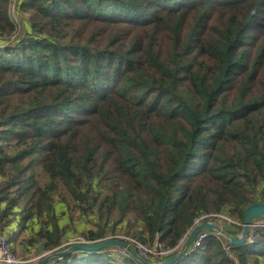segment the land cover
I'll return each instance as SVG.
<instances>
[{
	"label": "trees",
	"instance_id": "obj_1",
	"mask_svg": "<svg viewBox=\"0 0 264 264\" xmlns=\"http://www.w3.org/2000/svg\"><path fill=\"white\" fill-rule=\"evenodd\" d=\"M17 9L29 29L0 46V227L16 252L67 248L75 210L89 240L175 247L202 214L243 222L264 202V0ZM18 30L0 0V34ZM110 248L53 260L141 264ZM170 264H264V228L241 245L209 235Z\"/></svg>",
	"mask_w": 264,
	"mask_h": 264
},
{
	"label": "built area",
	"instance_id": "obj_2",
	"mask_svg": "<svg viewBox=\"0 0 264 264\" xmlns=\"http://www.w3.org/2000/svg\"><path fill=\"white\" fill-rule=\"evenodd\" d=\"M10 2H11V5H12V3H14L15 5L17 4V0H10ZM11 5H10V7H11ZM13 8L15 9L14 6H13ZM16 35H17V33L9 34V35H1L0 34V40H1L0 46H5L7 44H15L14 42L16 41ZM204 220L219 224L223 228H224V224H228V225L234 224V225H241L242 226V222H240L239 220H237L233 217H230V215H228L225 212L204 213L201 216L196 218L195 223H198V222H201ZM263 228H264V216L252 218L250 221V231H249L248 236H247L248 242H253L256 238L257 232ZM209 235H215L220 240H222V239L228 240L222 234H220L217 230L203 229L196 234V236L191 241V244L189 245V247H187V249L184 251V254H187L190 251L201 246L203 240L206 237H208ZM108 237L119 238V239L126 241L130 245H133L136 248L137 252L142 257H144L145 259H147L149 261H153V262H160V261L164 260L165 258L169 257L170 255H172V253H174V252L177 253L179 248H180V244L183 240L182 239L180 241V243L175 247H168L164 243H162L158 237H156V239L154 240V242L152 244H148V243H146V242H144V241H142L136 237H133V236L127 235V234L126 235H117L116 234V235H110ZM108 237H106V238H108ZM75 242L90 243V242H96V241L89 240L84 236H80L74 240H70L67 243L64 242L65 244H63V246H65L67 244H71V243L73 244ZM56 251H58V250H48V251H45L38 256H30V257L28 256V254L27 255H20V254H18V252H16L14 250V247H13L12 243L9 241V238L4 234V231L0 227V263H5V264H35V263H38V261L42 257H47L48 255H50ZM109 253L112 254L113 256L131 257V253L129 252V250L126 247H122V246L111 247L109 249ZM54 258H56V257H52L50 260L46 261L45 264H55V260H53ZM57 258L59 259L60 256H58Z\"/></svg>",
	"mask_w": 264,
	"mask_h": 264
},
{
	"label": "water",
	"instance_id": "obj_3",
	"mask_svg": "<svg viewBox=\"0 0 264 264\" xmlns=\"http://www.w3.org/2000/svg\"><path fill=\"white\" fill-rule=\"evenodd\" d=\"M260 216H264V202L256 201L248 205V207L246 208L244 218H243L242 229L240 233L236 235L230 233L225 228H223L222 226L214 222L204 220V221L195 223L191 227V229L188 231V233L185 235V237L183 238L178 252L176 254H173L165 258L164 260L160 262H153V261H149L145 259L137 252L136 248L133 245H130L129 243H127L126 241L122 239L108 237L100 241L90 242V243L75 242L65 249L56 251L48 255L43 260L35 264H45V262L52 257L62 256L72 251H77V250L79 251H99L103 248L114 247V246L126 247L131 253V257L141 262V264H170L178 260L184 254V251L187 249L188 245L191 243V241L196 236V234L203 229L217 230L220 234H222L225 238L228 239L231 245H241L243 243L248 242L247 236L250 231V221L252 218L260 217ZM0 264H5V263H0Z\"/></svg>",
	"mask_w": 264,
	"mask_h": 264
},
{
	"label": "rangeland",
	"instance_id": "obj_4",
	"mask_svg": "<svg viewBox=\"0 0 264 264\" xmlns=\"http://www.w3.org/2000/svg\"><path fill=\"white\" fill-rule=\"evenodd\" d=\"M10 5H11V2H10ZM13 6L15 7V9L13 8ZM17 4L15 5L14 3H12V5H11V7H10V15H11V17H12V19L15 21V22H17V24H18V26H19V30H18V32H17V35H16V39H17V37H19V36H23V35H25V33H26V31H27V28L25 27L26 26V24L24 23V20H27L28 21V18H29V13L27 12V11H21V10H19V9H17ZM61 198V197H60ZM73 208L72 209H74V206H72ZM73 213H74V215H75V217H76V219L73 221V220H71V222H70V224H69V233H70V237H69V239L70 240H74V239H76V238H78V237H80V236H83V233H82V231L83 230H86V229H88V227H90L91 225H90V223H89V221H88V219H86V220H82L81 221V219H82V217L78 220L77 219V212H76V210L75 211H72ZM231 217V216H230ZM79 218V217H78ZM84 221H86V222H84ZM227 228V227H226ZM114 235H116V234H114ZM117 235H126L125 233H122V232H118L117 233ZM14 236V235H13ZM12 236V238H14ZM70 240H67L65 243H67V242H69ZM64 243V244H65ZM72 244V243H71ZM71 244H67L68 246L69 245H71ZM191 244V243H190ZM189 244V245H190ZM21 246V245H18V243H15V246ZM189 245H188V247H189ZM66 246V245H65ZM39 247H41V245H36L32 250H31V252L30 253H28V256L30 257V256H38V255H40V254H42L43 252H45V251H42L41 252V249H39ZM67 247V246H66ZM23 253L22 251H18V254H20V255H23V254H21V253ZM27 255V254H26ZM45 257H42L38 262H40L41 260H43ZM51 259V258H50ZM50 259H48V260H50ZM47 260V261H48Z\"/></svg>",
	"mask_w": 264,
	"mask_h": 264
},
{
	"label": "crops",
	"instance_id": "obj_5",
	"mask_svg": "<svg viewBox=\"0 0 264 264\" xmlns=\"http://www.w3.org/2000/svg\"><path fill=\"white\" fill-rule=\"evenodd\" d=\"M20 10V9H19ZM22 11V10H21ZM24 23L26 24V28H27V30L29 29V22L27 21V20H24ZM26 33H27V31H26ZM1 45V44H0ZM228 228V229H230V228H233L232 226H230V225H228V224H224V228ZM89 228V227H88ZM69 240V239H68ZM67 241V240H66ZM65 241V242H66ZM16 243V242H15ZM13 245V247H14V244H12ZM18 247V251H23V250H26L24 247H22V246H17ZM30 248H32V247H30ZM33 249V248H32Z\"/></svg>",
	"mask_w": 264,
	"mask_h": 264
}]
</instances>
